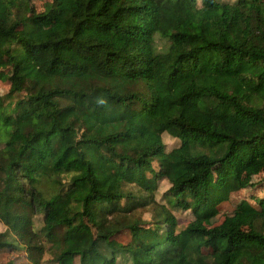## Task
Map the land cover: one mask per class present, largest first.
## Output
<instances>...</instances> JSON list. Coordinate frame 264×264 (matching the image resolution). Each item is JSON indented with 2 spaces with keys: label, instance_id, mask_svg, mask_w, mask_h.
<instances>
[{
  "label": "trees",
  "instance_id": "1",
  "mask_svg": "<svg viewBox=\"0 0 264 264\" xmlns=\"http://www.w3.org/2000/svg\"><path fill=\"white\" fill-rule=\"evenodd\" d=\"M32 1L0 0V251L264 264L263 212L208 225L264 190V0ZM160 181L185 227L143 220Z\"/></svg>",
  "mask_w": 264,
  "mask_h": 264
},
{
  "label": "rangeland",
  "instance_id": "2",
  "mask_svg": "<svg viewBox=\"0 0 264 264\" xmlns=\"http://www.w3.org/2000/svg\"><path fill=\"white\" fill-rule=\"evenodd\" d=\"M51 0H33L32 8L35 13H42L46 9L50 7ZM10 88L7 85H3L0 82V91H6V89ZM164 141L167 146V150H172L177 145H179V141L177 139H173L172 137L166 135L164 137ZM261 171L259 166H255L250 170L244 173V177L246 180L251 181L253 183H257L261 177ZM170 185L166 181H160L157 185V188L153 195V204L144 212L143 220L146 222L153 221L152 214L155 212H161L164 208L170 209V213L174 215L179 225L185 227L192 219L193 216L190 211L183 210H174L169 206L167 194L169 193ZM264 190H260V188L252 190H243L239 193H235L232 195V198L218 207V215L211 221L208 222L209 226H214L223 221V219L227 216H232L236 213H254L257 211L264 213ZM0 231H3V226L0 225ZM129 236H122L121 240L127 241ZM27 256L24 251L19 252H11V251H0V264H7L9 262H15V264H30L27 261ZM48 256L46 257V259Z\"/></svg>",
  "mask_w": 264,
  "mask_h": 264
}]
</instances>
